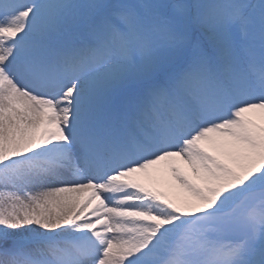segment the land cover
I'll use <instances>...</instances> for the list:
<instances>
[{
  "label": "snow or ice",
  "instance_id": "6c2138e0",
  "mask_svg": "<svg viewBox=\"0 0 264 264\" xmlns=\"http://www.w3.org/2000/svg\"><path fill=\"white\" fill-rule=\"evenodd\" d=\"M0 264H264V0H0Z\"/></svg>",
  "mask_w": 264,
  "mask_h": 264
}]
</instances>
